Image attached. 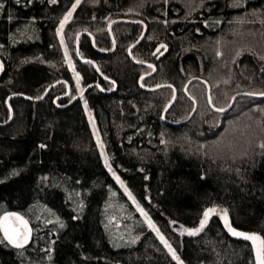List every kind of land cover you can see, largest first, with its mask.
I'll return each instance as SVG.
<instances>
[{
    "label": "trees",
    "instance_id": "obj_1",
    "mask_svg": "<svg viewBox=\"0 0 264 264\" xmlns=\"http://www.w3.org/2000/svg\"><path fill=\"white\" fill-rule=\"evenodd\" d=\"M76 1L0 0V222L29 228L17 247L0 227V264H179L140 208L185 264H257L216 212L189 230L223 208L264 239V97L251 95L264 93V0H81L65 39L83 88L101 87L70 103L58 27ZM83 30L81 56L105 78L78 59ZM134 60L155 66L142 84L153 68ZM61 79L68 96L60 83L36 100ZM209 93L219 108L240 95L222 113Z\"/></svg>",
    "mask_w": 264,
    "mask_h": 264
},
{
    "label": "water",
    "instance_id": "obj_2",
    "mask_svg": "<svg viewBox=\"0 0 264 264\" xmlns=\"http://www.w3.org/2000/svg\"><path fill=\"white\" fill-rule=\"evenodd\" d=\"M114 21H129V20H128V19H125V18H118V19H116V20H114ZM114 21H113V22H114ZM113 22H111V24H110V26H109V31H110L111 35H112V29H111V27H112V23H113ZM138 22H140V21H138ZM145 33H146V29L144 30V32H143L142 36L139 38V40H138L136 43H134L132 46H130V48H129V54H130L131 57H132V54H131V49H132V47H134L135 45L139 44V42H140V41L142 40V38L144 37ZM83 34H88V35H90V36L92 37V39H94L93 36H92L88 31L83 30V31H80V32L78 33V35H77V40H76V53H77L78 59H79L80 61H82V62H90V63H92V64L95 66V68H96V70L98 71V73L100 74V76L103 77V78H105V75L101 73V71H100V69H99L97 63H96L93 59L82 58L81 53H80V40H81V37H82ZM112 38H113V37H112ZM113 42H114V47H115V41H114V39H113ZM113 49H114V48H113ZM100 51H102V50H100ZM109 52H110V51H109ZM134 61H135L137 64H139V65L150 66L151 68H153V70H152L151 72L146 73V74H143V75L140 77V79H139V83L142 84V80H143L145 77H147V76H149V75H151V74H153V73L155 72V66H154L153 64H151V63H148V62L137 61V60H134ZM192 80H193V79H192ZM192 80H190V81L188 82V84H189ZM202 81H204L206 84H208L209 91H210V85H209L208 81H207L206 79H202ZM60 83H65V84H66V86H67V92L65 93V96H68V95L70 94V85H69V83H68L67 80H65V79H61V80H58L57 82L53 83L52 85H50V86L46 89V91H45V93L43 94V96H41L40 98H36V100H40V99H43L44 97H46V95L48 94L49 90H50L53 86L58 85V84H60ZM94 86H98L99 88L101 87L100 84H98V83H92V84L88 85V86L85 87L81 92H79L78 94H76V95L71 99L70 103L76 101V100L79 99V98H81L83 95H85V94H86V93H87L92 87H94ZM164 87H171V85H170V84H161V85H157V86H155V87H151V88H149V87H145V88L148 89V90H157V89L164 88ZM115 88H116V84H115ZM176 93H177L176 90H174V95H173L171 101L166 105V107H165V109H164V112H163V118H165V115H166L167 111L169 110V108L171 107V105L174 103V101H175V99H176ZM263 94H264V93H263ZM239 95H240V93L236 94V95L231 99L230 104H229L227 107H224V108H219V107H216V106H214V105L212 104V99H211L210 93H209L208 98H209V103H210V105H211V107H212V109H213L214 111L224 113V112H227V111H229V110L231 109V107L234 105V102H235L236 98H237ZM251 95H252V96H255V97H264V95H262V94H251ZM17 96H21V94H14V95L10 96V97L7 99V104H8V106H9V108H10V112H11V117H10L9 121L12 120V118H13V110H12V108L10 107L9 99H11V98H13V97H17ZM26 98L31 99L30 97H26ZM196 108H197V105H196V103H195V106H194V109H193L191 115H190L186 120L181 121V122H169V123H171L172 125H175V126H177V125H182L183 123H185L186 121H188V120L192 117V115H193V114L195 113V111H196ZM220 109H223V111H220ZM9 121H8V122H9ZM2 222H3V221H2ZM9 223H10L11 225L15 226V225H14V222H13V220H12L11 217H9ZM247 234H249V233H247Z\"/></svg>",
    "mask_w": 264,
    "mask_h": 264
},
{
    "label": "snow or ice",
    "instance_id": "obj_3",
    "mask_svg": "<svg viewBox=\"0 0 264 264\" xmlns=\"http://www.w3.org/2000/svg\"><path fill=\"white\" fill-rule=\"evenodd\" d=\"M77 3H79V0H77ZM75 7L76 5H73V10L75 9ZM71 14L72 13L69 12L68 15L65 17V20L61 23V30L63 29L64 23L67 22V20L71 17ZM77 79H79L78 76H77ZM220 111H223V109H220ZM141 211L143 210L141 209ZM215 212H216V209H208L207 211H205L204 218L200 222V227L195 230H189V234L194 235L196 232H199L200 230H202L205 224L208 222L209 216ZM222 218L225 220V225L228 228V231L233 236L243 237L244 239L250 240L253 242V244L256 246L257 264H264V239H261L259 236L255 234H247V233L239 232L233 229L231 225L228 224L227 222V212L226 211L223 213ZM15 219L19 222L17 226L11 225L9 223V217L5 216L3 218V222H0V227L3 228L4 236L10 243L15 244L17 247H23V243H18V240L21 236H23V242L27 243L28 236L26 233L29 231L27 229V222L24 221L23 217H20V216H15ZM148 223H149V227H153V228L155 227L150 220L148 221ZM160 238L162 241L164 240L163 236H161ZM164 243L168 247L169 251L172 253L173 258L179 260V257L176 256V253L171 248V246L167 245L166 241H164Z\"/></svg>",
    "mask_w": 264,
    "mask_h": 264
},
{
    "label": "rangeland",
    "instance_id": "obj_4",
    "mask_svg": "<svg viewBox=\"0 0 264 264\" xmlns=\"http://www.w3.org/2000/svg\"><path fill=\"white\" fill-rule=\"evenodd\" d=\"M80 1L81 0H79V3H80ZM79 3H77V1H76V3L74 4V5H76V7H77V5L79 4ZM76 7H75V9H76ZM75 9L73 10V7L69 10V12H71L72 14H71V17L67 20V22H65L64 23V25H63V29L61 30V23L65 20V17L68 15V13L63 17V19L61 20V22H60V25H59V27H58V35H59V40H60V42H61V46H62V49H63V51H64V53H65V55H66V59H67V64L69 65V68H70V70H71V72L73 73V75H74V79H75V84H76V86H77V90H80V92L84 89L83 87V85H82V80H81V78H82V76H81V74L77 71V68H76V63H75V59H74V57H73V54H72V50L73 49H70L69 47H68V45H67V42H66V39H65V28H66V26H67V24L71 21V19H72V17H73V13H74V11H75ZM129 20V19H128ZM110 26V25H109ZM109 29V28H108ZM111 29H112V27H111ZM77 76L79 77V79H77ZM208 81V80H207ZM209 83V82H208ZM87 87V86H86ZM83 88V89H82ZM237 99V98H236ZM195 103H196V101H195ZM235 103V102H234ZM196 105H197V103H196ZM198 106V105H197ZM234 106V105H233ZM232 106V107H233ZM227 107V106H226ZM231 107V108H232ZM196 110H197V108H196ZM231 110V109H230ZM229 110V111H230ZM196 112V111H195ZM228 112V111H227ZM87 114H88V117H89V119H90V122H91V125H92V129H93V132H94V134H95V137H96V139H97V141H98V144H99V147H100V150H101V154H102V156H103V160H104V162H105V164L107 165V167H108V169L112 172V174H113V176L116 178V180L120 183V185L125 189V191L127 192V194L132 198V196H131V194H130V192H129V190H128V188L125 186V184H124V182H122V180L120 179V177H119V175L117 174V172H115L114 170H113V168H112V166H111V164L109 163V159H108V156H107V154H106V152H105V150H104V148H103V145H102V143H101V141H100V135H99V133H98V130H97V127H96V124H95V120H94V117L92 116V114H91V112L88 110V112H87ZM140 211H141V208H140ZM226 210L225 209H223V208H217L216 209V213L220 216V218H221V220H222V222L225 224V220L222 218L223 217V213L225 212ZM227 212V211H226ZM141 213L144 215V217H145V219H146V221L148 222L149 220L151 221V219L149 218V217H147L146 216V214L143 212V211H141ZM8 217H11L12 218V220H13V222H14V225L15 226H17L18 224H19V222L15 219V216H19V215H17V214H10V215H7ZM2 221H3V219H2ZM152 222V221H151ZM227 222H228V224H230L231 225V223H230V220H229V216H228V214H227ZM149 224V223H148ZM152 224L155 226L154 228L153 227H151L153 230H154V232L159 236V238L161 237V236H163V238H164V240L162 241L163 243H164V241H166L167 242V245H170V243H169V241L166 239V237L158 230V228L156 227V225L152 222ZM226 226V225H225ZM232 227V226H231ZM227 228V227H226ZM27 229L29 230V228H28V226H27ZM228 229V228H227ZM201 231V230H200ZM199 231V232H200ZM199 232H196V233H199ZM159 233V234H158ZM27 234V236L29 237V231L26 233ZM161 239V238H160ZM18 243H24L23 242V236H21L20 238H19V240H18ZM165 244V243H164ZM171 246V245H170ZM167 247V246H166ZM168 248V247H167ZM172 248V247H171ZM169 250V249H168ZM171 253V252H170ZM172 254V253H171ZM176 256L177 257H179V260H177V259H175L179 264H185V262L180 258V256L179 255H177L176 254Z\"/></svg>",
    "mask_w": 264,
    "mask_h": 264
}]
</instances>
